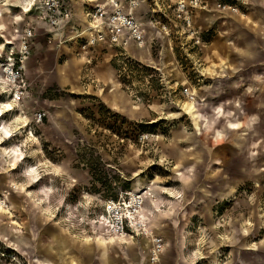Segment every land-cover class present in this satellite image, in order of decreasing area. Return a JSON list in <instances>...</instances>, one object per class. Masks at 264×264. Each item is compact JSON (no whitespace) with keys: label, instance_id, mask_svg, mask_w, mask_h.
<instances>
[{"label":"rangeland","instance_id":"1","mask_svg":"<svg viewBox=\"0 0 264 264\" xmlns=\"http://www.w3.org/2000/svg\"><path fill=\"white\" fill-rule=\"evenodd\" d=\"M19 3L0 0V264H152V238L163 243L155 264H264V115L253 97L264 70L243 68L251 56L235 35L264 30V0H209L194 17L198 44L148 16L145 50L83 49L88 19L52 36ZM27 23L18 96L4 68ZM219 74L244 82L228 88L238 115L212 100ZM109 202L110 218H136L134 228L114 233Z\"/></svg>","mask_w":264,"mask_h":264},{"label":"built area","instance_id":"2","mask_svg":"<svg viewBox=\"0 0 264 264\" xmlns=\"http://www.w3.org/2000/svg\"><path fill=\"white\" fill-rule=\"evenodd\" d=\"M141 2H148L150 6L151 16L158 14L168 23L181 26L187 33L188 37L193 40L194 44H198V32L194 25V14L196 11L208 10V0H104V4L96 5L88 12L87 17L90 21L88 34L84 37L83 49L86 47L108 45L123 47L128 41L133 42L136 46H144V30L143 24L136 15ZM216 10L221 13L234 14L237 8L230 5L215 3ZM26 13H37V19L43 24L49 26V32L52 36H61L64 28L69 26L73 20V8H71L67 0H31L26 7ZM156 22V21H155ZM160 24V30L169 33V27L166 23L156 22ZM76 35H84L83 31ZM35 37V28L27 23L22 30L21 38L18 43V54L16 58L11 56L8 58L4 68V75L11 78L13 84H17L16 94H21L20 89L22 81V63L30 54L31 41ZM21 83V85H20ZM182 95L192 100L194 97L184 89ZM39 121L42 116H38ZM114 203L109 202L106 207V214L114 211ZM107 218H110L107 217ZM114 219V220H113ZM115 227L116 233H124L125 229L130 227L131 221L120 214L116 218H110ZM152 248L149 252V258L152 264L158 262L162 254V239L152 238Z\"/></svg>","mask_w":264,"mask_h":264},{"label":"crops","instance_id":"3","mask_svg":"<svg viewBox=\"0 0 264 264\" xmlns=\"http://www.w3.org/2000/svg\"><path fill=\"white\" fill-rule=\"evenodd\" d=\"M120 1L124 2V0H120ZM19 2H20L19 3L20 4L19 7L23 8V6H24L23 9L25 10L27 5L30 4L31 1L30 0H19ZM99 2L104 4V0L96 1V3H99ZM208 2H209V0H208ZM23 3H24V5H23ZM67 3H68V5L71 8H73V16L74 17H73V20H71V22L69 23V26L64 28L62 34L68 32L72 22H73L74 25L75 24L78 25L77 24L78 22H80L82 20L85 21V19H88L87 14L94 7L93 6L94 4L90 5L91 2H89V0L88 1L87 0H67ZM85 5H90V10L89 11H85V9L83 7ZM209 11H210V9H209ZM199 13L200 12L196 11L195 14H194V17L196 18L197 14H199ZM136 15H137V17L139 18V20L141 22H142V20L148 18V16H151L149 3L148 2H141V5H140L139 9L137 10ZM84 23H86V21ZM240 29H241L240 32L237 31L235 33V35L237 36L236 38H240L244 42V44H245V47H244L245 50L244 51H246V53L248 51V54L251 56V58H249V59H251V61L248 60V58H246L243 61L245 63H248L247 65L244 64L243 68L245 69L246 67L247 68L250 67V68H260V69L264 70V49L262 48V50L260 52L261 54L260 53L258 54V52H259V48L258 47L260 46V44L262 45L264 43V38H263L264 37L263 36L264 35V30H258V29L253 28V27H248V28H244V29L240 28ZM143 30H144V34L146 35V29L144 27H143ZM128 42L130 43L131 41H128ZM128 42H127V44H128ZM99 46L102 47V48H108V47L110 48V47H112V46H108V45H99ZM125 46H123V48ZM135 48H137V47H135ZM132 50H133L132 54L134 55V57L136 59L141 60L139 58L140 56H138L135 53L136 49H132ZM143 50H145V49H143ZM253 50H255L254 51L255 53L253 52ZM239 71H240V68H237V72H239ZM237 76H238L237 77L238 80L232 81V84H231V81H229V77L225 78L224 76H222V74L221 75L219 74V76L215 78L217 80V82H218L217 85H219V86L217 87L215 85L216 89L213 88V91L211 92V95L213 94L212 100H215L216 98H219V99L223 98L222 101L220 103H218L217 107L221 106L224 109L228 108V109L232 110L234 113H237V115H238L239 113H241V111H240L241 108L235 102L236 98L229 97V94H231V92L228 91L229 87H230V89H231V87H232V89H238L240 87L239 84H243L244 83V82H240V80H239L240 76L239 75H237ZM256 79H259V77H256ZM261 79H262L261 82H256V83H261V85H262L261 91H260V93L255 92V95H253V97L258 98L261 95L260 97L263 100V102L261 103L260 113L262 115H264V74L261 76ZM252 86L253 85L251 84V87ZM251 87H249L247 89H251ZM227 96H228V98H227ZM237 99H238V97H237ZM227 102H229L230 104H227ZM235 104H237V106H234ZM262 120L264 121L263 118H262ZM262 120H261L260 123L256 122V124H261L263 122ZM251 124H253V123H251ZM103 253L101 254L102 257H103ZM104 257H105V255H104ZM136 258H139V256L137 255ZM104 259H107V258L105 257Z\"/></svg>","mask_w":264,"mask_h":264},{"label":"bare ground","instance_id":"4","mask_svg":"<svg viewBox=\"0 0 264 264\" xmlns=\"http://www.w3.org/2000/svg\"><path fill=\"white\" fill-rule=\"evenodd\" d=\"M31 1V0H30ZM20 5V4H19ZM23 8H24V6H23ZM2 9H3V7H0V16H1V12H2ZM87 28H89V26H87ZM85 29V32H88V29ZM137 49H140V50H142V49H144L142 46H140V47H138ZM136 51V50H135ZM26 67H25V63L23 64V69H25ZM3 71L2 70H0V75H1V73H2ZM194 97V96H193ZM194 99V98H193ZM192 99V100H193ZM195 103V102H194ZM194 106V105H193ZM3 107L5 108L6 107V109H8V110H11L12 108H11V105H9V104H4L3 105ZM2 111V110H1ZM191 112H193V111H191ZM199 122V121H198ZM1 131H2V137H6V138H10L11 137V135H10V133H9V131H7L4 127L1 129ZM16 152V151H15ZM15 152H12V154H15ZM16 155V154H15ZM139 209H140V207H139ZM138 214H139V211L137 212ZM131 216V215H130ZM131 219V218H130ZM137 219L136 218H132L131 219V224H132V227L134 228V226L137 224ZM140 222H141V220H139ZM142 223V222H141ZM109 226L111 227V225L109 224ZM115 234H118V233H116V232H114ZM119 235V234H118ZM44 264H51V262H44ZM58 264H78V262L75 260V259H73V257H71V256H65V255H62V256H60V260H58Z\"/></svg>","mask_w":264,"mask_h":264},{"label":"trees","instance_id":"5","mask_svg":"<svg viewBox=\"0 0 264 264\" xmlns=\"http://www.w3.org/2000/svg\"><path fill=\"white\" fill-rule=\"evenodd\" d=\"M123 64H124L126 67H128L129 65L132 64V62L129 61V60H126ZM111 66H113V68H114L115 70H117L116 67L114 66V63H111ZM118 70H119V75H118V76H119V79H120L121 83H125V77L123 76V72H122V70H120V69H118ZM123 70H125L124 67H123Z\"/></svg>","mask_w":264,"mask_h":264}]
</instances>
